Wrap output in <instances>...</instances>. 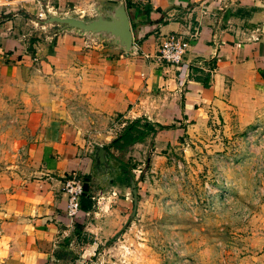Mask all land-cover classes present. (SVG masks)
I'll list each match as a JSON object with an SVG mask.
<instances>
[{
    "label": "crops",
    "instance_id": "1",
    "mask_svg": "<svg viewBox=\"0 0 264 264\" xmlns=\"http://www.w3.org/2000/svg\"><path fill=\"white\" fill-rule=\"evenodd\" d=\"M56 1L58 11L77 14L117 0ZM128 1L134 55L73 32L35 40L30 53L0 44V87L11 77L23 79L28 69L46 78L38 84L45 88L37 97L41 102L27 114L28 175H15L0 188V264H89L97 237L119 223L108 204L111 196L98 194L97 180L89 175L92 145L105 147L86 128L91 118L118 115L121 121L141 118L167 126L155 133L157 148L175 141L190 122L222 119L241 129L264 113V0ZM49 2L0 0V10L36 13ZM69 4L73 9L63 10ZM169 34L188 43L176 65L156 58ZM209 64L204 87L193 77L202 78ZM193 67L202 73H192ZM71 177L80 179L92 201L90 210L75 215L66 213L61 190Z\"/></svg>",
    "mask_w": 264,
    "mask_h": 264
},
{
    "label": "rangeland",
    "instance_id": "2",
    "mask_svg": "<svg viewBox=\"0 0 264 264\" xmlns=\"http://www.w3.org/2000/svg\"><path fill=\"white\" fill-rule=\"evenodd\" d=\"M44 8L65 13L58 11L56 0L36 13L0 10L3 49L23 47L30 53L32 42L55 34L57 25L33 19L42 18ZM63 8L73 9L70 4ZM36 74L28 69L25 78L11 77L0 87V188L29 172L27 114L41 102L37 97L45 88L38 84L46 80ZM119 118H91L86 126L128 169L125 180L107 192L120 221L108 235L97 237L89 264H264V113L241 129L222 119L190 122L175 141L157 148L153 141L160 130L139 142L110 145L133 120ZM129 177L136 205L125 225L132 208Z\"/></svg>",
    "mask_w": 264,
    "mask_h": 264
},
{
    "label": "water",
    "instance_id": "3",
    "mask_svg": "<svg viewBox=\"0 0 264 264\" xmlns=\"http://www.w3.org/2000/svg\"><path fill=\"white\" fill-rule=\"evenodd\" d=\"M91 11L93 15L81 17L75 13L52 12L44 8L43 17L33 19L41 25H57L55 34L73 32L89 41H104L126 54H136L137 50L132 41L129 18L123 0L93 5ZM90 157L92 163L89 175L97 180L96 186L102 194L115 188L122 181V176L128 172V169L124 168L111 154L105 152L99 144L92 145ZM128 183L132 196V208L125 225L134 215L136 205V192L131 177Z\"/></svg>",
    "mask_w": 264,
    "mask_h": 264
},
{
    "label": "built area",
    "instance_id": "4",
    "mask_svg": "<svg viewBox=\"0 0 264 264\" xmlns=\"http://www.w3.org/2000/svg\"><path fill=\"white\" fill-rule=\"evenodd\" d=\"M187 47L188 43L183 38L169 34L160 42L156 58L158 61L176 65L182 60ZM61 190L66 197V213L75 215L79 210V198L84 193L80 179L76 177L66 178L62 182Z\"/></svg>",
    "mask_w": 264,
    "mask_h": 264
},
{
    "label": "trees",
    "instance_id": "5",
    "mask_svg": "<svg viewBox=\"0 0 264 264\" xmlns=\"http://www.w3.org/2000/svg\"><path fill=\"white\" fill-rule=\"evenodd\" d=\"M124 7L125 10L128 14V18H129V24H131V16H130V8H131V4L128 0L124 1ZM132 25V24H131ZM7 54V53H5ZM213 65L209 64L207 71H203V77L199 78V77H193L196 80H199L202 82L203 86H208L207 82H208V78H209V74H210V70H212ZM192 73L199 72L202 73V71L196 67H193L191 69ZM190 76V75H189ZM192 78V77H191ZM141 118H135L133 120H131L121 131V133L116 136L114 139H112V141L110 142V145H115V144H130V143H134V142H139L141 141L149 132L150 133H154L155 131H159V130H163L166 129L167 126H162L159 124H154L156 127H154V125H152L151 123L147 122L146 120L143 119V123L139 124ZM103 149L105 150V152L111 154L110 152H108L107 148L103 147ZM112 155V154H111ZM113 156V155H112ZM116 158V157H114ZM117 159V158H116ZM118 160V159H117ZM120 162V161H119ZM121 163V162H120ZM123 166V165H122ZM124 167V166H123ZM90 192L87 194H82L79 198V209L82 211H87L90 210L92 207V201L90 199Z\"/></svg>",
    "mask_w": 264,
    "mask_h": 264
},
{
    "label": "flooded vegetation",
    "instance_id": "6",
    "mask_svg": "<svg viewBox=\"0 0 264 264\" xmlns=\"http://www.w3.org/2000/svg\"><path fill=\"white\" fill-rule=\"evenodd\" d=\"M122 177H123V179H124L125 176H122ZM124 180H125V179H124Z\"/></svg>",
    "mask_w": 264,
    "mask_h": 264
}]
</instances>
